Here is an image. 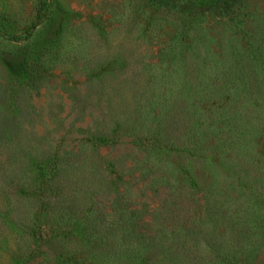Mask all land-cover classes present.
Wrapping results in <instances>:
<instances>
[{
	"label": "rangeland",
	"instance_id": "1",
	"mask_svg": "<svg viewBox=\"0 0 264 264\" xmlns=\"http://www.w3.org/2000/svg\"><path fill=\"white\" fill-rule=\"evenodd\" d=\"M0 264H264V0H0Z\"/></svg>",
	"mask_w": 264,
	"mask_h": 264
}]
</instances>
